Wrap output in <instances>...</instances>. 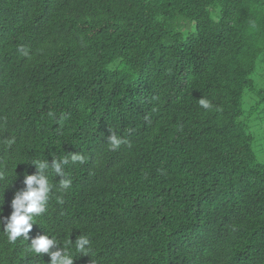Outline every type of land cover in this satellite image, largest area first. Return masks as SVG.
<instances>
[{
	"label": "trees",
	"instance_id": "16d2710c",
	"mask_svg": "<svg viewBox=\"0 0 264 264\" xmlns=\"http://www.w3.org/2000/svg\"><path fill=\"white\" fill-rule=\"evenodd\" d=\"M258 68L264 0H0V215L33 160L79 152L68 189L49 170L29 233L74 264H264V164L242 120L246 90L264 104ZM29 243L0 225V264H49Z\"/></svg>",
	"mask_w": 264,
	"mask_h": 264
},
{
	"label": "clouds",
	"instance_id": "9594fccd",
	"mask_svg": "<svg viewBox=\"0 0 264 264\" xmlns=\"http://www.w3.org/2000/svg\"><path fill=\"white\" fill-rule=\"evenodd\" d=\"M199 104L204 109L211 107L210 102L203 97L199 99ZM109 131L110 135L107 136L109 147L113 151L118 150L124 143V139L112 129ZM70 162L84 164L87 162V157L79 152H71L59 159L54 157L51 163L47 159L33 160L31 163L35 165L36 173L25 174L24 188L15 193L11 201L10 215H0V225L3 227V234L7 240L10 243H15L20 237L27 241L30 239L29 251L37 255L48 254L49 264H74V258L67 246L61 247L55 237H50L46 233L30 237L29 233L33 225L37 224L35 218L46 210L52 192V185L49 182L50 172L54 173L56 177H60L59 188L61 190H66L71 186L72 181L67 178L65 172V166ZM2 175L0 174V178ZM60 202L62 203V200ZM2 211L0 208V213ZM73 243L80 254H90V239L86 235H79Z\"/></svg>",
	"mask_w": 264,
	"mask_h": 264
},
{
	"label": "rangeland",
	"instance_id": "374dc122",
	"mask_svg": "<svg viewBox=\"0 0 264 264\" xmlns=\"http://www.w3.org/2000/svg\"><path fill=\"white\" fill-rule=\"evenodd\" d=\"M252 79L255 82L257 91L261 92V95H264V70L261 69L259 74L258 68L257 72L252 76ZM261 99V97L258 98V96L251 91H245L243 98L244 115L242 120L251 125L252 131L255 134L253 147L257 156V161L264 164V121L262 120L264 104L258 112H251L253 107Z\"/></svg>",
	"mask_w": 264,
	"mask_h": 264
}]
</instances>
